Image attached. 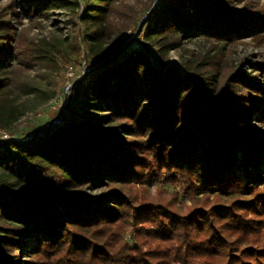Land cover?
Masks as SVG:
<instances>
[{"label": "trees", "instance_id": "16d2710c", "mask_svg": "<svg viewBox=\"0 0 264 264\" xmlns=\"http://www.w3.org/2000/svg\"><path fill=\"white\" fill-rule=\"evenodd\" d=\"M235 2L161 0L136 40L165 53L183 40L230 43L264 29V5L238 8ZM84 5L80 43L90 70L87 82L75 89L69 115L44 133L0 142V264H161L155 256L160 250H169L180 264H209L201 260L204 243L222 258L217 264H264L263 247L239 249L234 244L240 236L230 241L234 218L226 211L216 213L217 220H227L217 231L199 211L180 219L161 214L169 229L158 233L161 241L153 250L144 249L149 241L141 239L121 243L114 227L126 209H137L134 219L141 224L158 218L134 204V183L154 167L186 183L195 180L204 190L263 180L264 140L252 120H264V74L222 70L216 55L180 69L168 66L160 53L154 64L143 49L128 52L130 43L113 54L127 40L129 22L116 18L122 6L117 0ZM13 12L0 16L4 131H14L29 109V99L17 98L36 90L15 77V57L23 51L8 17ZM232 248L238 249L230 253Z\"/></svg>", "mask_w": 264, "mask_h": 264}, {"label": "rangeland", "instance_id": "374dc122", "mask_svg": "<svg viewBox=\"0 0 264 264\" xmlns=\"http://www.w3.org/2000/svg\"><path fill=\"white\" fill-rule=\"evenodd\" d=\"M117 1L122 8L116 18L120 22H129L125 31L127 40L120 49L130 43L128 52L143 49L154 64L162 53L168 60V66L176 65L180 69L201 56H209L206 58L208 60L216 55L219 60L214 58L213 61L216 59L222 70H238L249 76L264 74V29L243 33L230 43L214 44L203 39L183 40L179 48L164 53L159 51L157 45L146 42L142 46L136 40L144 22L161 0ZM33 2L38 5V9L33 8ZM151 2H154L153 6L147 11ZM247 2L264 5L263 0H236L235 5L241 8ZM126 9V12H122ZM10 11H14V15L8 17L14 23L19 46L23 51L15 57L18 63L15 77L30 83L36 90L28 97L17 98L18 102L29 99V109L20 116L14 131L0 129V142L14 138L25 140L33 133H44L62 122L63 114L70 113L75 89L87 82L85 76L90 70L86 50L80 43L84 30L81 21L85 13L84 0H0V16H5ZM78 44L81 46L80 55ZM47 97L50 99L45 101ZM254 119L255 117L252 120L253 129L264 140V120ZM246 140L247 138L241 141V144ZM253 167L252 164L250 169ZM160 170L151 168L143 179L133 185L137 199L134 204L157 212L158 218L141 224L134 219L137 209H126L121 222L114 226L118 228L121 243L135 245L141 239L149 241L144 249L153 250L157 246L155 243L161 241L158 233L169 229L167 219L160 217L166 213H173L180 219L193 212H202L217 231L227 221L215 218L220 210L234 218L229 228H233L235 235L230 241L241 237L239 243L234 245L239 249L247 245L264 248V173L263 180L259 183L244 185L243 182H238L233 190L217 191L204 190L195 180L186 183L179 175H168ZM136 235L137 241L134 238ZM238 248H232L230 253ZM202 249H205L202 261L217 264L219 258L222 259L208 251V243H204ZM228 252L226 248L225 254L228 255ZM155 256L163 259L161 264H180L169 250H160ZM221 256L225 257L222 261L227 259L225 255Z\"/></svg>", "mask_w": 264, "mask_h": 264}, {"label": "water", "instance_id": "95a60500", "mask_svg": "<svg viewBox=\"0 0 264 264\" xmlns=\"http://www.w3.org/2000/svg\"><path fill=\"white\" fill-rule=\"evenodd\" d=\"M120 48H121V47H120ZM120 48H119V49H120ZM119 49H117L113 54H116V53L118 52ZM109 59H110V57L107 58V59H105V60H103L100 64L105 63V62L108 61Z\"/></svg>", "mask_w": 264, "mask_h": 264}]
</instances>
